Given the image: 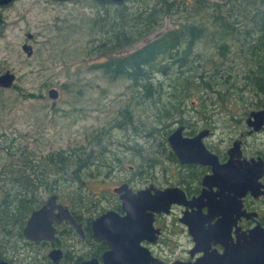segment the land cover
<instances>
[{"label": "trees", "instance_id": "trees-1", "mask_svg": "<svg viewBox=\"0 0 264 264\" xmlns=\"http://www.w3.org/2000/svg\"><path fill=\"white\" fill-rule=\"evenodd\" d=\"M93 2L96 11L88 24L97 36L90 39L89 43L97 56L104 57V60L93 64L91 68L101 69L112 80L124 78L129 89L137 97L146 99L151 106L162 104L167 87L163 79L173 77L169 84L171 100L163 103L153 118L143 120L136 116L135 119L132 114L123 113L125 119L116 126L123 132L131 127L133 133L141 127L146 133L149 145L143 152L133 141L124 143V148L131 151L132 155L147 156L152 173L155 172L157 147L161 143L163 147L167 144L165 137L159 139L156 136L157 126L147 123L157 121L156 125L165 128L175 118L183 119L185 95L196 73V82L200 84L195 83V92L204 88V91L208 89L214 93L216 97H211V104L229 111L230 120L234 119L228 123L230 126L239 125L235 121L241 118L238 115L244 118L250 110L264 107V8L237 26L235 17L225 15L222 11L221 15L219 9L209 14L203 2L193 0ZM144 4H147V8ZM166 18H169L173 27L167 28L151 41H144L163 28ZM210 20L213 25L208 27L205 24ZM0 31L3 32V28ZM137 41L143 44L130 49ZM230 54H234L233 57ZM207 57L214 68L206 80L201 62L204 59L206 61ZM194 62H197L196 66H193ZM231 63H240L242 77H231L230 67L225 73L222 72L221 66ZM222 78H225L224 82ZM212 79L214 82H209ZM213 89L228 92L226 109L225 97ZM245 93L249 96L245 97ZM24 97L32 98L34 95L27 93ZM238 104L242 111L233 113ZM211 119L215 125H228L214 114H211ZM0 138V245L5 247L18 237L15 235L16 229L31 209L43 202L44 194L58 193L61 199L65 196L70 206L72 200L77 199L72 195L86 188L85 179L98 176L96 169L94 172L89 169L100 161L105 164L106 148L102 146L101 139L94 138L89 147L68 145L42 154L31 150L28 143L16 144L15 137L5 131L0 134ZM263 148L264 141L260 150ZM74 185L76 188L71 189ZM94 212L95 209L90 210V214ZM65 263L74 264L68 259Z\"/></svg>", "mask_w": 264, "mask_h": 264}, {"label": "flooded vegetation", "instance_id": "flooded-vegetation-1", "mask_svg": "<svg viewBox=\"0 0 264 264\" xmlns=\"http://www.w3.org/2000/svg\"><path fill=\"white\" fill-rule=\"evenodd\" d=\"M14 1L0 4V8L7 7ZM193 1L203 2L209 14L219 9L225 15L235 17L237 26H241L244 19L258 14L264 8V0ZM144 6L147 8V4ZM2 17L3 13L0 12L1 21H3ZM211 20L205 25L208 27L213 25ZM168 22L170 20L166 18L163 28L143 40L151 41L159 37L167 29ZM193 24L197 25L194 21ZM139 42L142 41H137L130 49L140 47ZM233 55L230 54V57ZM234 64L231 63L226 67L232 68ZM5 71L1 70L0 74ZM212 72L208 71L204 74L208 78ZM52 100L55 101V99ZM135 101L141 104L143 99L135 94ZM183 110V119L175 118L170 123L173 124L172 127L157 126L156 136L159 139L165 137L167 146L163 147L161 143L157 147L158 156L155 157L154 173H152V166L149 165L150 159L147 156H137L139 161L137 165L129 166L131 175L122 176L112 191L84 193L85 189H80L72 195L77 199H73L70 206L67 204V199H61L58 193L44 194L43 202L32 208L23 223L16 229L15 235L18 237L9 244L11 255L5 247L0 245V264H66V259L74 264L96 259L99 264H103V257L108 252L111 253L110 264H243L244 256L240 250V245L244 241L243 237L255 226L264 228V173L260 179L262 187L258 195H253L251 192L240 195L236 187L238 184L232 181L235 174L238 178L239 167L231 172L225 170L222 174L218 166L228 162L231 153L234 154L233 159H238L235 151L231 149L235 141H240L239 160H250L260 156L264 161L261 153V151L264 153V148L260 150L264 140H259L260 133H264V126L259 131L250 132V128L245 123L247 115L244 118L238 115L241 118L235 121L239 125L231 126V128L229 125H215L211 114L202 115L203 112L194 110V115H188V110L186 108ZM185 116L188 117L185 118ZM242 122H244L243 126ZM115 125L119 126L118 122ZM179 127H181L179 134L183 138H192L199 132H205L201 142L216 156L219 164L214 166L200 161H181L168 142V136ZM130 137L140 140L141 144L133 142L143 152V143L147 141V137L141 127ZM126 138L129 139L128 136ZM133 142L130 141V143ZM78 146L89 147L90 144ZM110 151L111 146L107 148L105 156L110 154ZM100 165L105 164L100 161L96 166L97 171ZM109 168L111 170L112 167L109 166ZM114 171L115 168L112 173ZM124 183L133 193L153 185L159 190L169 187L178 188L180 194L170 205L164 204L166 210L143 211V205H140L134 215V221L128 226L115 227L109 222L94 223L95 218L108 210H113L120 216L127 214L122 209L121 193L114 191ZM52 195L56 196L54 200L56 204H61L68 209L80 226L81 233L69 220L53 219L48 230L39 229L34 234V237L39 238L38 240L26 236L24 230L31 213L39 210ZM92 209H95V212L90 214ZM57 213L58 208H54L53 214ZM51 231L50 237H46ZM108 239L113 240V245L108 242ZM147 251L156 263L148 261ZM225 254L227 258L222 256ZM54 256L59 257L57 263L53 261ZM246 258H248V264H255L250 256Z\"/></svg>", "mask_w": 264, "mask_h": 264}, {"label": "rangeland", "instance_id": "rangeland-1", "mask_svg": "<svg viewBox=\"0 0 264 264\" xmlns=\"http://www.w3.org/2000/svg\"><path fill=\"white\" fill-rule=\"evenodd\" d=\"M95 11L93 0H15L0 8L3 13L0 23V30L3 28V32L0 31V71L9 69L16 76L11 88H0V134L5 131L15 137L16 144L28 143L31 150L42 154L68 145H89L94 138L101 139L102 146L106 148L104 153L107 154V145L111 146V151L103 160L105 165L98 166L99 171L95 165L90 167L89 171L96 169L99 177L85 179L87 193L112 191L122 176L131 175L129 166H136L139 161L131 151L123 148L124 143H141L138 138L130 137L133 134L131 127L123 132L115 124L125 119L123 113L132 114L135 119L136 116L143 120L153 118L156 110L171 100L169 84L173 78L164 77L167 87L162 104L151 106L144 98L141 104L136 103L135 93L129 89L124 78L112 80L101 69L91 68L104 60V57L97 56L89 43L97 36L88 24ZM166 25L167 28L173 27L171 21ZM27 33L32 34L31 39L26 37ZM23 43L32 46V55L27 56L22 50ZM142 43L139 42L138 46ZM206 59L201 62L205 74L213 69V63L208 57ZM221 69L225 73L226 65ZM197 74L185 95L187 114L194 115L193 111L199 110L214 114L226 124L231 123L229 111L211 104V97H216L214 93L208 89L204 91V88L195 92V83L200 84L196 82ZM231 75L242 77L240 63L234 64ZM221 81L224 82L225 78ZM52 87L58 90L55 101L47 96L48 89ZM213 90L223 94L226 109L228 92ZM27 93H33L34 97H24ZM241 111L238 104L233 113ZM156 123L151 121L147 125H160ZM172 126L168 124L167 127ZM260 134L259 140H264V133ZM148 145V141L143 143L146 149ZM109 166L112 167L110 171ZM74 188L76 185L71 187ZM5 249L11 255L9 246Z\"/></svg>", "mask_w": 264, "mask_h": 264}, {"label": "water", "instance_id": "water-1", "mask_svg": "<svg viewBox=\"0 0 264 264\" xmlns=\"http://www.w3.org/2000/svg\"><path fill=\"white\" fill-rule=\"evenodd\" d=\"M11 0H0V4H6ZM56 1H70V0H56ZM97 2H114L120 3L125 0H95ZM26 37L28 39L32 38L31 33H27ZM152 38V37H150ZM22 50L27 56L32 55V46L28 43L22 44ZM15 74L9 69L4 73L0 74V87L11 88L15 82ZM49 98L57 99L58 90L54 87L49 88L47 91ZM245 123L250 132L259 131L264 126V107L258 109H252L248 112ZM179 129L177 128L168 136L169 146L175 151V153L180 157L181 161H200L205 163L219 164L216 156L209 152L202 144L201 137L205 132H199L192 138H183L179 134ZM232 151H235V155L238 159H233L234 154H230V160L226 163L219 164L220 172L223 174L225 170L231 172L239 167V176L234 178L232 181L238 184L236 187L240 191V195H245L247 192H251L253 195H258L259 189L262 187L260 179L264 173V161L260 156L255 158H250V160L244 159L239 160L241 156L240 141H235L231 147ZM187 152V153H186ZM242 167V168H241ZM216 172V171H215ZM218 176V175H217ZM229 181V179H228ZM116 193H121L120 198L122 200V209L127 212L125 216L118 215L113 210H108L94 219V223L109 222L113 226H128L134 221V215L140 205H143V211L150 210L152 212H157L161 210H166V205L177 200L179 193L178 188L169 187L164 190H159L153 187V185L146 188L140 189L137 193H133L131 188L126 184H122L120 187L115 188ZM55 195H52L46 203L37 211H33L28 220L27 226L24 230L26 236L38 240L39 238L34 237L37 230L39 229H49L50 223L53 219L56 220H69L81 233L80 226L76 223L75 219L69 213L68 209L63 207L61 204H56L54 201ZM54 208H58V213L53 214ZM150 217L152 215L149 214ZM151 225V222H150ZM149 227V224H148ZM31 228V233L29 230ZM52 231L46 236L50 237ZM244 241L241 244L240 250L243 257V264H248V256L254 261L255 264H264V228L260 226H255L252 228L247 235L243 237ZM108 242L113 245V240L108 239ZM110 252L106 253L103 257V264H110ZM148 261L155 262L147 251ZM227 258L228 256L222 255ZM59 257H53V261L57 263ZM81 264H99L96 259H91V261H86Z\"/></svg>", "mask_w": 264, "mask_h": 264}]
</instances>
